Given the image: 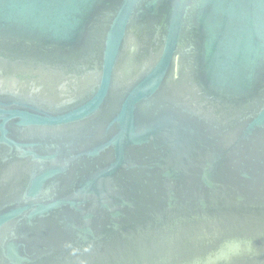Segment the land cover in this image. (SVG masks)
<instances>
[{
    "label": "water",
    "instance_id": "1",
    "mask_svg": "<svg viewBox=\"0 0 264 264\" xmlns=\"http://www.w3.org/2000/svg\"><path fill=\"white\" fill-rule=\"evenodd\" d=\"M0 264H264V0H0Z\"/></svg>",
    "mask_w": 264,
    "mask_h": 264
}]
</instances>
